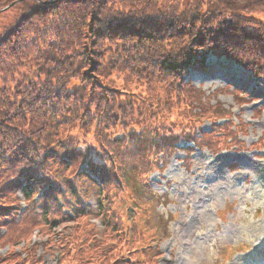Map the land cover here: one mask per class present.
Listing matches in <instances>:
<instances>
[{
  "label": "trees",
  "instance_id": "obj_1",
  "mask_svg": "<svg viewBox=\"0 0 264 264\" xmlns=\"http://www.w3.org/2000/svg\"><path fill=\"white\" fill-rule=\"evenodd\" d=\"M260 12L264 0H23L0 13V264H155L127 189L147 188L181 139L227 149L197 135L192 117L213 110L183 75L212 53L264 77Z\"/></svg>",
  "mask_w": 264,
  "mask_h": 264
},
{
  "label": "rangeland",
  "instance_id": "obj_2",
  "mask_svg": "<svg viewBox=\"0 0 264 264\" xmlns=\"http://www.w3.org/2000/svg\"><path fill=\"white\" fill-rule=\"evenodd\" d=\"M254 17L264 23V12ZM207 56L206 68L192 64L187 74L213 116L191 120L232 151L177 150L162 175L149 172V187L131 185L120 204L137 208L129 216L138 215L145 240L159 245L157 264H264V77L224 56Z\"/></svg>",
  "mask_w": 264,
  "mask_h": 264
}]
</instances>
